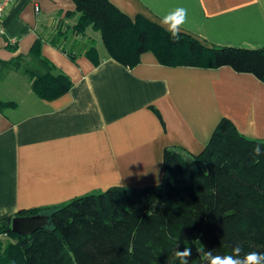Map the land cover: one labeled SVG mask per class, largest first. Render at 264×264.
<instances>
[{
    "label": "crops",
    "instance_id": "obj_1",
    "mask_svg": "<svg viewBox=\"0 0 264 264\" xmlns=\"http://www.w3.org/2000/svg\"><path fill=\"white\" fill-rule=\"evenodd\" d=\"M109 2L132 21L159 25L184 7L182 31L206 46L264 48V0ZM78 17L73 0H16L0 21V218L112 188L159 185L165 150L200 155L223 119L246 138L264 140V83L256 76L229 66H166L151 52L127 67L94 30L72 38L68 52L48 40ZM89 37L98 64L85 53ZM37 41L72 83L55 99L40 98L18 69Z\"/></svg>",
    "mask_w": 264,
    "mask_h": 264
},
{
    "label": "trees",
    "instance_id": "obj_2",
    "mask_svg": "<svg viewBox=\"0 0 264 264\" xmlns=\"http://www.w3.org/2000/svg\"><path fill=\"white\" fill-rule=\"evenodd\" d=\"M73 1L78 22L48 39L65 52L72 38L94 30L108 55L127 67L151 52L166 66H229L264 83V48L206 46L183 31L174 42L161 25L142 17L132 21L109 0ZM85 53L99 63L90 37ZM27 59L18 61V69L40 98L70 90V80L42 56L40 41ZM257 144L259 157L253 153ZM31 215L49 216V226L21 236L12 230L13 217L0 218V264H180L175 251L185 247L192 250L189 264H208L206 251L223 256L236 246L241 258L252 251L264 254V140L246 138L223 119L200 155L187 159L165 150L161 184L112 188L61 207L16 214Z\"/></svg>",
    "mask_w": 264,
    "mask_h": 264
},
{
    "label": "clouds",
    "instance_id": "obj_3",
    "mask_svg": "<svg viewBox=\"0 0 264 264\" xmlns=\"http://www.w3.org/2000/svg\"><path fill=\"white\" fill-rule=\"evenodd\" d=\"M187 17V9L177 7L160 18L161 26L165 27L166 31L170 33L174 42L180 39L182 26L185 24ZM253 153L259 157L262 154L261 145L257 144L253 148ZM241 251V247L236 246L232 249L231 254L221 256L213 255L212 250H208L204 253V258L208 261V264H264V254L252 251L241 258ZM175 255L179 258L180 264H189L192 250L190 247H185L183 251L176 250Z\"/></svg>",
    "mask_w": 264,
    "mask_h": 264
},
{
    "label": "water",
    "instance_id": "obj_4",
    "mask_svg": "<svg viewBox=\"0 0 264 264\" xmlns=\"http://www.w3.org/2000/svg\"><path fill=\"white\" fill-rule=\"evenodd\" d=\"M48 226L49 216L47 215L15 216L12 219V230L21 236H30Z\"/></svg>",
    "mask_w": 264,
    "mask_h": 264
},
{
    "label": "built area",
    "instance_id": "obj_5",
    "mask_svg": "<svg viewBox=\"0 0 264 264\" xmlns=\"http://www.w3.org/2000/svg\"><path fill=\"white\" fill-rule=\"evenodd\" d=\"M16 2V0H0V21L5 17L8 10ZM40 8L36 6V12L38 13Z\"/></svg>",
    "mask_w": 264,
    "mask_h": 264
},
{
    "label": "rangeland",
    "instance_id": "obj_6",
    "mask_svg": "<svg viewBox=\"0 0 264 264\" xmlns=\"http://www.w3.org/2000/svg\"><path fill=\"white\" fill-rule=\"evenodd\" d=\"M96 37H98L97 38V41H98V44L99 45H102V41H101V39H100V35L99 34H96ZM1 241H3V246H6L7 245V239L5 238V237H3L2 239H1Z\"/></svg>",
    "mask_w": 264,
    "mask_h": 264
}]
</instances>
